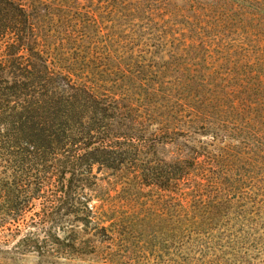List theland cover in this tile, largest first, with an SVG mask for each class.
<instances>
[{"label":"trees","instance_id":"trees-1","mask_svg":"<svg viewBox=\"0 0 264 264\" xmlns=\"http://www.w3.org/2000/svg\"><path fill=\"white\" fill-rule=\"evenodd\" d=\"M187 2L203 16L221 3L227 17L264 22V0ZM43 4L0 0V235L14 232L0 244L13 240L12 252L52 264L76 249L78 223L99 239L133 226L131 214L96 221L88 191L103 170L155 188L165 212L150 222L187 243L213 234L230 210L264 211L261 54L201 76L183 69L167 89L99 36L98 12ZM103 10L114 25L143 5L115 0ZM168 123L204 140L193 144L190 130Z\"/></svg>","mask_w":264,"mask_h":264},{"label":"rangeland","instance_id":"rangeland-1","mask_svg":"<svg viewBox=\"0 0 264 264\" xmlns=\"http://www.w3.org/2000/svg\"><path fill=\"white\" fill-rule=\"evenodd\" d=\"M39 1L45 7L71 11L84 8L98 12L95 13L96 20L103 18V22L98 23L99 36L111 38L120 53L127 52L125 57L131 55L138 65L145 66L149 83L153 81L151 83L159 86L162 82L167 89L178 78L186 76L182 71L186 68L198 70L201 76L205 70L221 69V66L238 68L247 62H255L259 54L264 57V22L249 20L243 13L227 17L226 11L230 7H223L221 3L203 16L199 10L192 11L187 0H118L127 4L138 1L143 5V11L122 14L112 25L103 15V8L107 2L115 0ZM260 13L264 14V11ZM107 31H110L109 36ZM188 46L196 50L184 52ZM158 70L165 72L164 77L156 75ZM168 124L170 129L178 127ZM178 128L190 130L193 144L199 145L198 142L204 140L196 135L197 130L182 125ZM96 177V187L88 191L93 198L96 221L101 223L102 220L108 227L109 218L115 220L120 215L131 214L129 219L132 220L128 221L134 222L133 226L129 224L107 232V236L99 239L92 237L90 231L85 233L78 223L74 229L79 239L76 249L54 263L51 261L52 264H264V211L252 217L230 210L219 218L213 234L187 243L181 237H173L166 222L159 226L150 222L165 212V205L159 201L160 193L155 188L133 184L123 176L105 170L96 173ZM138 216L148 220L138 219ZM13 233L3 232L1 241L2 236L3 240H10ZM13 244V240L0 244V264H44L35 252H12Z\"/></svg>","mask_w":264,"mask_h":264}]
</instances>
